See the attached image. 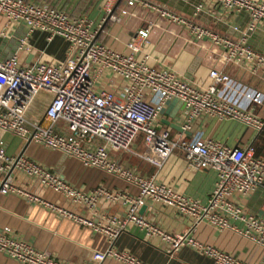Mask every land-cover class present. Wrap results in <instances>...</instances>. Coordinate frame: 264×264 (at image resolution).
<instances>
[{"label":"built area","instance_id":"built-area-1","mask_svg":"<svg viewBox=\"0 0 264 264\" xmlns=\"http://www.w3.org/2000/svg\"><path fill=\"white\" fill-rule=\"evenodd\" d=\"M137 1L168 21L184 26L195 38L206 37L223 50L227 61L242 64L248 70H264V54L246 44L248 32L264 29V0H202L217 3L223 10L247 13L248 21L236 37L215 31L191 18L160 4ZM201 3L195 6L200 10ZM125 13L121 8L114 13L109 5L101 21H118ZM0 15L6 22H22L27 30L45 32L47 38L60 36L68 43V56L57 64L34 62L22 64L15 54L0 59V132L33 142L77 160L84 167L102 169L135 190H107L96 187L82 193L64 178L23 155L7 154L0 141V194L24 195L52 212L103 233L108 245L94 251L90 264H99L111 258L121 264H145L133 255L116 250L113 241L128 227L141 231L145 238L156 237L166 251L188 247L208 257L212 264H247L230 253L194 238L193 227L207 222L213 228L229 229L264 250V218L248 214L234 201V196H245L257 187H264V158L253 155L251 146H228L223 143L193 137H171L166 128L156 125L159 113L167 100L176 99L187 111V121L181 127L189 129V122L201 115L219 120L241 123L253 131L264 128V116L252 111L264 108V92L250 89L216 69H210V84L202 87L182 80L169 68L147 64L144 55L138 59L141 47L148 41V28L138 27L125 42L127 52H118L96 40V30L85 16H70L52 5L31 0H0ZM20 46L29 50L25 38ZM112 75L121 80L118 95L100 87L101 77ZM39 91L50 94L43 108L46 125L29 123L25 112ZM155 97L145 100L144 94ZM60 130H54L55 123ZM140 135L144 152L141 158L153 166H160L173 150L180 151L190 169H210L215 174L213 188L205 203L183 195L170 186L144 177L110 159L109 151L127 152ZM21 172L37 184L93 210L99 196L119 201L123 214L109 215L94 223L74 215L66 209L38 199L35 195L15 187L11 173ZM147 201L173 208L190 220V226L181 233H170L138 212ZM264 204V203H263ZM0 253L22 264H65L25 240L15 238L8 228L0 229Z\"/></svg>","mask_w":264,"mask_h":264},{"label":"crops","instance_id":"crops-1","mask_svg":"<svg viewBox=\"0 0 264 264\" xmlns=\"http://www.w3.org/2000/svg\"><path fill=\"white\" fill-rule=\"evenodd\" d=\"M52 5L64 10L70 16H85L90 19L96 30L95 38L118 52H127L125 42L140 26L148 28V41L141 47L138 59L147 56L146 63L160 68H169L179 78L198 86L210 84V69L234 79L240 84L264 92V70H248L235 61L223 57L222 47L212 43L208 38H195L188 30L176 22L168 21L148 7L137 1L127 4V0H31ZM174 10L215 31L236 37L239 31H233L232 25L240 30L248 21L244 10L228 11L213 2L202 0H147ZM201 3L200 10L195 6ZM109 5L114 13L121 8L125 13L118 21L108 19L101 21L105 8ZM25 38L29 50L20 46L19 39ZM246 44L251 49L264 54V29L256 28L248 32ZM15 54L22 64L43 62L57 64L68 56V43L60 36L47 38L39 29L27 30L22 22H6L0 15V59ZM122 82L115 76L105 75L96 83L95 88H107L116 95ZM50 94L39 91L25 112L29 123L46 125L43 108L50 99ZM147 101L154 102L152 95L145 93ZM252 111L264 116V108L253 107ZM187 111L180 101L167 100L157 118L156 125L166 128L171 137L191 139L200 137L234 147L253 149V155L264 158V128L253 131L241 123L231 120H219L205 115L189 122V129L181 127L187 121ZM61 123L54 125L60 130ZM0 141L7 154H21L48 170L64 178L76 190L89 193L96 187L107 190L126 189L129 194L135 190L120 178L98 168L84 167L77 160L57 151L47 149L33 142H24L17 137L0 132ZM144 152L140 135L133 140L127 152L109 151L110 159L121 167L128 168L144 177L170 186L177 192L205 203L213 188L215 174L210 169H190L183 154L178 150L171 151L160 166H153L139 156ZM1 178V175H0ZM12 184L38 199L66 209L74 215L94 223L101 222L109 215L123 214L119 201H109L99 196L93 210L84 204L72 201L51 190L40 187L34 179L21 172L11 173ZM234 201L251 215L264 218V187H257L245 196H234ZM140 214L170 233H181L190 226V220L180 216L173 208L156 202L147 201ZM8 228L11 234L30 243L40 251L65 264H90L94 251H102L108 245L103 233L79 224L72 219L62 217L44 205L29 200L24 195L0 194V229ZM192 234L196 241L211 245L232 254L247 264H264V250L236 232L229 229L218 230L207 222L197 223ZM113 247L125 251L145 264H212L211 260L188 247L168 252L156 237L145 238L143 233L134 227L120 232L113 241ZM0 264H22L0 253ZM99 264H121L106 258Z\"/></svg>","mask_w":264,"mask_h":264},{"label":"water","instance_id":"water-1","mask_svg":"<svg viewBox=\"0 0 264 264\" xmlns=\"http://www.w3.org/2000/svg\"><path fill=\"white\" fill-rule=\"evenodd\" d=\"M20 155V154H19ZM143 208H144V206H141L140 208H139V212L141 213V211L143 210Z\"/></svg>","mask_w":264,"mask_h":264}]
</instances>
